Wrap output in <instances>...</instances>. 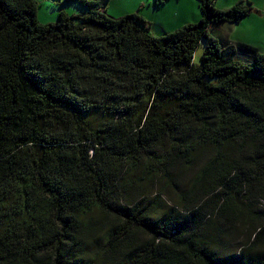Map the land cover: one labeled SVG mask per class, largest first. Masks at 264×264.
<instances>
[{
	"label": "trees",
	"instance_id": "obj_1",
	"mask_svg": "<svg viewBox=\"0 0 264 264\" xmlns=\"http://www.w3.org/2000/svg\"><path fill=\"white\" fill-rule=\"evenodd\" d=\"M61 1L0 0V264H264V54L208 33L251 8Z\"/></svg>",
	"mask_w": 264,
	"mask_h": 264
},
{
	"label": "rangeland",
	"instance_id": "obj_2",
	"mask_svg": "<svg viewBox=\"0 0 264 264\" xmlns=\"http://www.w3.org/2000/svg\"><path fill=\"white\" fill-rule=\"evenodd\" d=\"M36 1L39 4V10H38V14H37L38 20L42 24L55 22L60 7H62L64 10H67V7L69 6L70 9L67 10L69 13L81 14L80 13L81 5H79L76 2L67 3L68 6H65L61 0H36ZM82 1H94V2L99 3L100 8H101V12H103L109 18H115V19L120 18L121 16H117L116 14H114V12H116L115 9H119L120 7H124L123 11H124V13H126L125 16L135 14V15H139L140 17L144 16L147 19H154V21H155V19H158L157 21H155V23H159L161 20V17H163L162 14H156V12L159 11L160 7L154 8V5L156 3L155 0H150L151 4H150L149 0H134L135 1L134 6L132 5L133 0H82ZM164 1L162 2V4L164 3ZM239 1H242V0H228V1L223 0V3H219L217 6L218 7L221 6V8L223 10H228V9H230V7H233V5H235L237 2L239 3ZM162 4H160L159 6H161ZM75 5L78 6V9ZM108 7H110V8H108ZM72 8L75 9V11H73ZM154 9H156V10H154ZM82 10H84V9L82 8ZM247 20L248 19H242L241 22H239L238 24H232L234 31H233L232 36L230 38L227 37V39L229 40V42H232L230 39H234L237 36L238 37L245 36V37H248L249 39L252 37H255V43L256 44H259V43L263 44L264 39L261 37H257L256 36L257 33L255 34V36L251 35L250 33H247L248 29L250 31L257 29L256 27H253V26H250V28H249V23ZM151 21L153 22V20H151ZM196 22H193V23H196ZM147 23H149V22H147ZM193 23H190V24H193ZM182 26H184V25H182ZM182 26H179V28ZM150 29H152V30H149V32L156 38H160V37H163L165 35V32L162 30H161V32L157 31V30H153L154 27H152ZM221 29H223V30H221L222 31L221 33H218V32L217 33H214V32L209 33L210 36L213 37L214 40H216L218 42V44H220V45L222 42H225V39H226V37L223 35V31L225 30V28L222 27ZM227 33H229L228 30H227ZM227 33H225L226 36H227ZM220 34H221V36H219ZM233 43L235 44L234 46H235V51H236L238 59L243 60L244 56L238 50L237 42H233ZM203 49H204V43H201L198 50L195 52V54L193 56L194 63L197 64L199 62V59L201 57Z\"/></svg>",
	"mask_w": 264,
	"mask_h": 264
},
{
	"label": "crops",
	"instance_id": "obj_3",
	"mask_svg": "<svg viewBox=\"0 0 264 264\" xmlns=\"http://www.w3.org/2000/svg\"><path fill=\"white\" fill-rule=\"evenodd\" d=\"M219 3H223V0H216V7L218 9L223 10L221 6L220 7L217 6ZM239 3L245 6L247 5L251 8L249 16L244 19H248L247 21L249 23V28L250 26L257 28V29H254L253 31H250L248 29L247 33H250L251 35H254V36L257 33L256 35L257 37H261L264 39V0H242V1H239ZM150 4H151V1H150ZM236 4H238V2ZM132 5L133 6L135 5L134 0H133ZM154 8H159V11H157L156 14L163 15L159 23H155V21H157L158 19H155L154 21V19H147L144 16H142L141 18L145 22L147 21L150 23L149 24L146 22L148 24L149 29L154 27L153 30H157L160 32L162 30L165 32V34L173 32L174 30L178 29L179 26L196 22L200 18V12H199V8H198V4L196 0H165L161 6L159 5L156 6L155 4ZM123 9L124 7L115 9L116 12H114V14H116L117 16L125 15L126 13H124ZM151 20H153V22ZM222 27L225 28V30L223 31V35L226 37L225 42L229 43V40L227 39V37L230 38L234 31L232 24H223L218 27L210 26L208 29V33L210 32L221 33L222 32L221 30H223L221 29ZM227 30L229 33H227ZM225 33H227V36L225 35ZM219 36H221V34ZM230 40L232 41L230 42L231 45H235L233 42H237V45L244 44V45L257 49L260 53L264 54V41H263V44L261 43L256 44L255 37H252L249 39L248 37H245V36H241V37L237 36L236 38L230 39Z\"/></svg>",
	"mask_w": 264,
	"mask_h": 264
}]
</instances>
